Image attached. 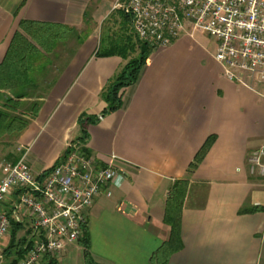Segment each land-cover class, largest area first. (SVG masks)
I'll return each instance as SVG.
<instances>
[{"label":"crops","instance_id":"0c3cea01","mask_svg":"<svg viewBox=\"0 0 264 264\" xmlns=\"http://www.w3.org/2000/svg\"><path fill=\"white\" fill-rule=\"evenodd\" d=\"M117 1L0 0V64L20 21L65 26L84 37L37 100V115L16 140L19 154L10 163L24 158L40 173L69 143L82 140L100 163L116 156L128 164L122 185L110 188V197L99 195L85 213L97 264H151L169 237L163 223L168 191L182 179L188 180L182 249L168 264H264V179L247 166L250 154L264 149L262 87L247 74L240 75L247 86L225 79L213 58L215 44L203 32L153 50L138 82L120 91L121 109L88 125L84 137L79 117L100 115L106 107L100 94L125 64L118 56H95L126 28L132 33L130 21L114 9ZM109 17L118 30L112 38L102 28ZM209 137L214 142L187 175ZM13 198L2 206L8 215ZM20 225L31 237L30 220ZM55 259L85 264L83 247L68 244Z\"/></svg>","mask_w":264,"mask_h":264},{"label":"built area","instance_id":"2783aa9c","mask_svg":"<svg viewBox=\"0 0 264 264\" xmlns=\"http://www.w3.org/2000/svg\"><path fill=\"white\" fill-rule=\"evenodd\" d=\"M114 9L129 18L136 38L152 50L203 32L215 44L213 58L223 77L247 86L240 75H249L262 87L258 95L264 99V0H125ZM67 148L70 152L61 161L40 173L24 158L1 164L0 259L11 220L22 224L24 218L31 222L34 240L17 264L59 257L68 244L83 238L85 213L95 199L110 197V188L125 181L128 164L120 158L110 156L103 164L81 143ZM247 166L250 175L264 179L263 148L250 154ZM11 197L8 215L2 206Z\"/></svg>","mask_w":264,"mask_h":264},{"label":"trees","instance_id":"16d2710c","mask_svg":"<svg viewBox=\"0 0 264 264\" xmlns=\"http://www.w3.org/2000/svg\"><path fill=\"white\" fill-rule=\"evenodd\" d=\"M125 2V0H118ZM123 14V13H122ZM124 19L129 20L127 16ZM73 34L77 45L83 43V38L77 32L65 26H50L44 23L32 21H20L18 29L14 33L3 61L0 64V140L5 137L14 136L18 139L20 134L28 127L30 120L34 119L39 110V103L32 107L31 117L24 120L23 116H15L22 100L27 98L28 91L32 89L37 78L47 71L51 57L49 54L57 47L66 43ZM131 36L117 37L107 48H98L96 57L118 56L125 61L124 66L107 84L100 94L105 103V109L97 117L81 115L78 119L84 137L87 136L86 127L99 122L98 117L104 118L122 107L119 95L123 88L135 85L146 65L152 48L140 42L135 34ZM133 39H136L133 41ZM82 140L77 141L81 143ZM214 142V137H209L187 169V175L193 172L201 163L207 151ZM84 151L90 154L87 149ZM70 149L67 148L57 160L61 161ZM56 162V163H57ZM55 163V164H56ZM188 190V180L175 181L170 187L164 207L163 223L170 229L169 237L151 257V264H168L169 258L182 249L180 236L181 211ZM252 209L251 211H255ZM250 211V212H251ZM245 213V210H241ZM11 243L3 251V255L10 260L8 264H17L27 253L31 242L20 240L18 245L13 244L14 235L21 229V225L11 220ZM84 250L85 264H97L91 257L86 226H84L83 238L79 240ZM43 264H57L55 258L46 257Z\"/></svg>","mask_w":264,"mask_h":264},{"label":"rangeland","instance_id":"374dc122","mask_svg":"<svg viewBox=\"0 0 264 264\" xmlns=\"http://www.w3.org/2000/svg\"><path fill=\"white\" fill-rule=\"evenodd\" d=\"M119 2V1H117ZM116 2V3H117ZM115 3V4H116ZM123 3V2H119ZM118 10V9H115ZM119 12V11H117ZM117 15H121L117 13ZM121 17V16H120ZM113 19L114 17H109V19L105 22V25H103V30H105V34H109L112 38L113 36L118 35V30H114L113 28ZM108 29V31H107ZM83 32V31H81ZM125 36H131L133 37V34H130V31L128 28L125 29ZM136 39H133L135 41ZM77 46V43L75 41V36L71 34L68 41L64 43L62 46H59L56 48V52H58V58H51L50 60V66L48 67L47 71L41 74L36 81L35 86L28 91L27 98L22 100V103L18 110L15 113V116H23L24 120H28L31 117L32 107L34 104L38 103V99L47 91L49 85L52 83L53 79L56 77L58 71L63 67L64 63L72 53V51ZM14 135V134H13ZM11 135L10 137H5L0 140V168L2 163L10 162L11 156L13 154L18 155L19 153L16 151V140L14 136ZM32 230V229H31ZM12 233V230L10 228V234ZM5 239L4 245L2 246V250L4 251L9 244L11 243V235ZM33 239V237H30V234H25L23 232V227L19 231H17L14 235L13 244L18 245L20 243V240L25 239V242H28L29 240ZM34 240V239H33ZM10 262L9 259H7L3 254L1 255L0 264H8Z\"/></svg>","mask_w":264,"mask_h":264}]
</instances>
